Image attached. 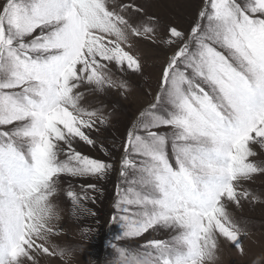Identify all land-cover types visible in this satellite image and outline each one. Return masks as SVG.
I'll return each instance as SVG.
<instances>
[{
  "label": "snow or ice",
  "instance_id": "1",
  "mask_svg": "<svg viewBox=\"0 0 264 264\" xmlns=\"http://www.w3.org/2000/svg\"><path fill=\"white\" fill-rule=\"evenodd\" d=\"M145 15L135 0H0V264L64 254L50 245L61 177L113 167L74 146H95L90 133L108 123L86 94L126 91L114 70L143 71L131 41L161 33L172 50L123 143L113 239L174 234L109 242V264H214L221 239L243 254L247 233L229 206L260 200L245 185L264 175L254 147L264 152V0H202L187 31ZM94 187L66 197L88 214Z\"/></svg>",
  "mask_w": 264,
  "mask_h": 264
},
{
  "label": "rangeland",
  "instance_id": "2",
  "mask_svg": "<svg viewBox=\"0 0 264 264\" xmlns=\"http://www.w3.org/2000/svg\"><path fill=\"white\" fill-rule=\"evenodd\" d=\"M119 2V0H117ZM128 2V0H125ZM202 0H135V3L145 10L148 16H154L161 25H175L187 31ZM140 22V18H137ZM166 38L160 34L158 42L153 44L147 40H135L132 51L139 55L143 65L142 73H121L115 75L127 81V90L106 89L104 92H89L86 103L102 109L108 116L106 125H98L90 135L95 140V146L79 142L74 145L78 151L92 158L101 159L113 165L104 177H61L59 191L52 203L59 215L54 220L56 234L50 237V245L64 254L43 257L40 264H109L115 253L110 243H118L128 247H137L151 239H168L170 230L158 228L149 230L140 237L125 238L115 241L113 238L123 231L118 222L112 217L116 214L114 207L117 198V186L121 184L120 161L123 153V143L132 122L150 102L158 90L161 69L171 48L160 41ZM103 146V149L101 148ZM259 153L257 160L264 159V152L254 146ZM95 185L85 188L90 199L81 203L89 210L88 214L77 211L66 191L73 188L78 193L82 186ZM252 192L260 196V200H244L240 207L229 206L233 216L241 221L246 235L242 238L243 254L231 242L221 239L216 250L214 264H264V175H257L253 181L247 182Z\"/></svg>",
  "mask_w": 264,
  "mask_h": 264
},
{
  "label": "clouds",
  "instance_id": "3",
  "mask_svg": "<svg viewBox=\"0 0 264 264\" xmlns=\"http://www.w3.org/2000/svg\"><path fill=\"white\" fill-rule=\"evenodd\" d=\"M136 264H152V262H151L150 257H148V256H143L142 258H140V259L136 262Z\"/></svg>",
  "mask_w": 264,
  "mask_h": 264
}]
</instances>
